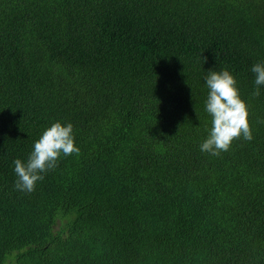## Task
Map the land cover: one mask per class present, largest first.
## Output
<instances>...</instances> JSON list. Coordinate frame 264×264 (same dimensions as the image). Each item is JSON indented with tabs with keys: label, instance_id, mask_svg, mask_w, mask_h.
I'll use <instances>...</instances> for the list:
<instances>
[{
	"label": "trees",
	"instance_id": "1",
	"mask_svg": "<svg viewBox=\"0 0 264 264\" xmlns=\"http://www.w3.org/2000/svg\"><path fill=\"white\" fill-rule=\"evenodd\" d=\"M264 0H0V264H264ZM252 139L201 151L208 70ZM55 121L79 151L16 187Z\"/></svg>",
	"mask_w": 264,
	"mask_h": 264
},
{
	"label": "clouds",
	"instance_id": "2",
	"mask_svg": "<svg viewBox=\"0 0 264 264\" xmlns=\"http://www.w3.org/2000/svg\"><path fill=\"white\" fill-rule=\"evenodd\" d=\"M251 71L255 74L257 86L255 95L264 86V61L254 63ZM208 88L205 110L211 116V127L207 137L200 144L201 151L219 155L231 146L232 141L243 135L251 140L252 129L248 121V107L240 96L235 76L227 69H209L204 78ZM79 151L75 143L73 125L55 121L44 129L40 138L34 142L27 161L14 160L16 187L21 191H33L43 174L55 168L59 157Z\"/></svg>",
	"mask_w": 264,
	"mask_h": 264
}]
</instances>
